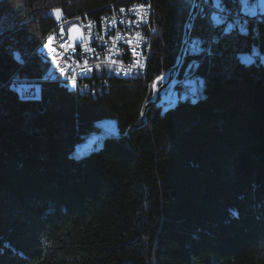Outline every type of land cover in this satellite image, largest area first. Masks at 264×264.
I'll return each mask as SVG.
<instances>
[{
	"label": "trees",
	"instance_id": "trees-1",
	"mask_svg": "<svg viewBox=\"0 0 264 264\" xmlns=\"http://www.w3.org/2000/svg\"><path fill=\"white\" fill-rule=\"evenodd\" d=\"M127 1L140 0H0V264H264V22L240 31L196 12L188 36L207 50L185 54L179 74L196 60L200 98L147 107L144 124L148 83L175 65L191 0H151L143 79L104 70L93 94L41 82L36 100L8 89L19 67L42 75L32 51L52 8L96 17ZM103 119L119 136L74 154Z\"/></svg>",
	"mask_w": 264,
	"mask_h": 264
},
{
	"label": "rangeland",
	"instance_id": "rangeland-1",
	"mask_svg": "<svg viewBox=\"0 0 264 264\" xmlns=\"http://www.w3.org/2000/svg\"><path fill=\"white\" fill-rule=\"evenodd\" d=\"M191 1L192 6L183 25L181 49L175 65H172L152 82L148 83L149 97L144 105L143 113H141L140 124L145 123L144 112L147 107L155 106L159 110V114H163L173 109L179 101L189 100L190 102H194L200 98L202 80L195 74V71L193 72V68L197 66L196 60L193 58L188 60L182 74H179L181 72L180 66L182 64V58L185 54L189 56H198L207 50V46H204L199 38L193 37L189 39L188 36L190 25L196 12L206 9L207 20L211 22V24L227 21V27L233 26L240 31H248L249 28H252L251 26L264 22V0H239V6L233 9L222 3L219 4L218 2H210L207 0ZM139 2H148L151 4V0H140ZM139 2H110L103 7L102 12L96 17L89 16L87 12L66 16L60 9L52 8L49 11V15L53 18V25L48 29L45 35H43L41 41L32 51V54L41 59L46 66L42 75L32 78L20 76L18 72L21 70V67H19L17 71L9 76L7 81L8 89L14 92L20 99L36 100L39 98V83L41 82H56L59 86L68 91L79 94H85L87 92L93 94L94 91L99 90L102 86H107L105 85L107 81L104 79L106 77H101L104 75V70L106 71V75L113 77H137L143 79L147 74V62L151 52V42L155 33L154 28L151 26V21L149 20L141 24L138 23L136 27L124 26L121 28L120 26L111 25L110 30L107 32H105L103 27L105 24H107V26L109 25V22H107L104 17L107 18L110 16V6L115 9H126L132 5L136 6L135 4H139ZM194 5L197 6V9L194 14H192L191 11ZM137 7L139 9L141 8L140 5ZM147 7L151 15L152 4L151 7L149 5H147ZM120 15L124 17L125 11L121 12ZM253 31V33H256V27H254ZM83 32L93 39V41H88L91 46H89L84 53L76 54L69 52L71 44L68 43L59 47V49L62 50L61 52L58 51L59 53L53 51L46 54L40 51L45 40L52 42L54 38L62 40V37L64 40L75 44L76 41H81ZM115 33L119 34L118 45L109 42L111 40L110 35ZM51 34H53L51 37H47ZM100 37H104L103 45H101L97 54H94L96 49L94 46L100 45L98 42ZM60 44L62 45V43ZM114 49L121 52V55L116 56L110 53V51ZM137 51L139 54H137ZM128 52H133L135 58L141 57L139 58V62L135 63L136 60L128 61L130 59ZM257 52L258 51L253 48L250 53L241 56V61L249 62L254 60V55L258 54ZM94 55L95 57L92 58ZM14 58L23 64L26 62L25 60L23 61L16 52ZM260 61L264 64V55L260 57ZM124 62H126V64H124ZM84 63L87 64L84 65ZM61 66L68 71L67 73L69 76H67V80L66 77L60 80L58 73H55ZM82 68L84 71L81 72ZM122 72L129 76H117ZM94 76L97 77V79L94 78ZM73 78H77V82H75ZM170 96L173 97L172 100ZM99 123L102 128H117L115 122L110 119H103ZM101 129L100 132H103ZM97 134L98 132L91 133L83 141L78 142V144L81 145L83 143L86 145V143L93 137H96ZM76 144L74 145L75 148L77 147ZM101 144L102 139L101 141L96 140L91 147L94 148V145L98 147ZM84 152H88V149L85 148Z\"/></svg>",
	"mask_w": 264,
	"mask_h": 264
},
{
	"label": "built area",
	"instance_id": "built-area-1",
	"mask_svg": "<svg viewBox=\"0 0 264 264\" xmlns=\"http://www.w3.org/2000/svg\"><path fill=\"white\" fill-rule=\"evenodd\" d=\"M145 4H147V5H149L151 7V4L148 3V2H143V3L139 2V4H135L136 6L132 5V6L127 7L126 9H122V8L115 9L114 7L110 6V8H111L110 11H109V12H111L110 16L107 17V18L104 17V19H106V21L109 22L108 26H107V24H105V26H103L104 29H105V32L110 30V26L111 25L120 26L121 28L124 27V26H127V27L128 26H130V27L135 26L136 27L138 23L141 24V23H146L147 21H149L150 18H151L150 10L147 7V5H145ZM138 5H140V7H141L140 9L137 7ZM123 11H125V16L121 17L120 13L123 12ZM52 35L53 34H51V35H49L47 37H51ZM118 35L119 34H116V33L110 35V39L111 40L109 42L118 45V42H119L118 41V39H119ZM112 36H114V37H112ZM61 39L62 40H60L58 38H54V40L52 42H49L48 40L47 41L45 40L43 42L42 49L40 48V51L42 53H46V54H49L50 52H53V51L59 53L58 51H60V52L62 51L61 49H59V47L63 46L65 43H68V44H71V48H70L69 52L80 54V53H84V51L87 48H89V46H91L88 41L89 40L93 41V39L90 36H88L85 32H83V38L81 39V41H76L75 44H73V43H71V42H69L67 40H64L62 37H61ZM98 42H99L100 45L94 46L97 49V50L95 49L94 54H97L98 50L101 48V45H103L104 37H100L98 39ZM60 43H62V45ZM114 48H116L118 50H121V49H119L117 47H114ZM147 48H149V47H147ZM43 51H45V52H43ZM138 51H137V54H139ZM110 53H113L116 56L117 55L118 56L121 55V52H118L115 49L113 51H110ZM141 53H142V51H141ZM128 55H130V59L128 61L136 60L135 63L139 62V58H141V57H136L135 58L134 55H133V52H128ZM94 57H95V55L92 58H94ZM46 59H47V57H46ZM86 64L87 63H84V65H86ZM124 64H126V62H124ZM62 67L63 66H61L58 71H55V73H58V76H59L60 80L62 78L64 79L65 77H66V80H67V76H69L68 73H67L68 71L66 69L62 68ZM195 68L196 67H194L193 70ZM82 71H84L83 68H82L81 72ZM74 72H76V71H74ZM121 75L129 76V75L123 73V72L120 73L117 76H121ZM73 80L75 82H77V78H73ZM61 82H63V81H61ZM105 85H107V84L105 83Z\"/></svg>",
	"mask_w": 264,
	"mask_h": 264
},
{
	"label": "bare ground",
	"instance_id": "bare-ground-1",
	"mask_svg": "<svg viewBox=\"0 0 264 264\" xmlns=\"http://www.w3.org/2000/svg\"><path fill=\"white\" fill-rule=\"evenodd\" d=\"M195 71V69L193 70V72ZM171 76V75H170ZM102 84V83H100ZM173 96V95H172ZM172 96H170L171 100H172ZM103 132H98L97 136L96 137H93L92 139H90L86 145L85 144H81L79 145L78 143L76 144V148L74 147L73 148V152L74 154L76 155H81L83 153H86L84 152V149H88V151H91L93 150V148L91 147V145L93 144L94 141H101V139H103L105 137V135H114V136H119L120 132L118 131V129H110L109 127H104L101 129ZM95 147V145H94ZM22 254V253H21Z\"/></svg>",
	"mask_w": 264,
	"mask_h": 264
},
{
	"label": "water",
	"instance_id": "water-1",
	"mask_svg": "<svg viewBox=\"0 0 264 264\" xmlns=\"http://www.w3.org/2000/svg\"><path fill=\"white\" fill-rule=\"evenodd\" d=\"M196 9H197V6H196V5H194V6H193V8H192V11H191V13H192V14H194V12L196 11ZM192 14H191V15H192Z\"/></svg>",
	"mask_w": 264,
	"mask_h": 264
}]
</instances>
